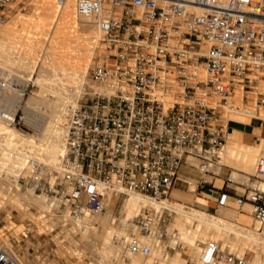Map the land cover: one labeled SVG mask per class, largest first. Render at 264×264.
Instances as JSON below:
<instances>
[{
    "label": "built area",
    "instance_id": "1",
    "mask_svg": "<svg viewBox=\"0 0 264 264\" xmlns=\"http://www.w3.org/2000/svg\"><path fill=\"white\" fill-rule=\"evenodd\" d=\"M33 1L0 0V26ZM75 3L99 34L103 61L90 66L85 93L70 111L60 173L51 181L33 160L27 183L66 206L73 217L102 213L108 191L119 199L140 194L163 201L183 165L196 167L205 186V176L217 175L224 166L221 152L236 90L250 93L264 80V0ZM109 87L111 92L105 90ZM256 103L264 108V92ZM0 113L9 123L20 122L17 112ZM242 176L225 180L242 194L224 189L217 203L228 206L233 198L240 207L249 204L264 228V156L257 159L254 174ZM172 213L171 208L161 213L149 208L137 216L127 236L128 250L149 257L152 246L142 237L163 238ZM200 263L249 261L211 241L203 246ZM0 264H19L1 237Z\"/></svg>",
    "mask_w": 264,
    "mask_h": 264
},
{
    "label": "bare ground",
    "instance_id": "2",
    "mask_svg": "<svg viewBox=\"0 0 264 264\" xmlns=\"http://www.w3.org/2000/svg\"><path fill=\"white\" fill-rule=\"evenodd\" d=\"M35 2L36 0L33 1L32 6ZM74 2V0H66L65 3L61 5L58 0H40L33 14L36 22L33 28H38L42 24H47L49 28L53 29L52 31L50 30V36L46 39L47 43L45 45L36 44L34 49H32V45H29V42L38 40V38L28 35L25 36L28 43L21 44V46L26 50L30 49L27 52L13 54V52L7 48L8 42L6 36L16 30V25L18 23L23 24L24 28L29 27L30 19L28 17V19L19 17L13 18L11 24L8 21L10 26L0 27V55H3L7 59L11 57L15 58L12 60L14 65L3 63V65L8 68V73H3L1 77L2 82L0 84V102L4 103L3 109L8 112L16 113L17 109L21 106L22 95L25 88L15 84V82H24L25 78L30 77L37 66L40 68V72L36 81L38 82L40 78H43V81H41L42 91L48 92L49 96L57 97V101L52 107L51 112L53 124L47 134L45 132L46 137L44 140L40 142L10 127L12 123L4 120L0 113V199L3 197V194H9L14 190L15 195H11L14 203L34 204L43 208L46 202L44 196H36L30 192L21 193L19 191L18 180L20 179L21 172L30 161L35 160L60 173V161L64 154L66 132L62 125L66 121L68 122L72 107L85 93L86 86L84 85L83 90V88H81L82 86L79 84L82 83L84 79L86 84L85 77L88 75L87 67L89 69L90 65L96 61L94 59L90 62V59H92L95 49L100 44L99 34L94 24L89 18L82 17L78 14L76 3L74 5ZM14 16L16 15L12 17ZM94 32H96L97 35ZM17 59L18 61L20 60V62H32L30 71L20 74L22 71H20V66L16 64L18 62H16ZM260 83L258 86L264 90V80L260 81ZM102 88L103 87H101V89ZM105 90L108 92L112 91L110 87ZM258 93L259 92L256 94ZM172 97L173 93L170 98ZM239 99L242 100L241 95H239ZM48 100V96L43 99L30 97L27 101V106H29V108L39 107L47 104ZM229 111L234 114L237 113L264 120V113H259L257 109L252 107L246 108L241 106L230 109ZM26 113H28L27 115L29 116L27 108ZM238 153L245 158L247 169L253 170L254 162L257 157L264 156V140H261L258 145L251 143L242 145L228 140L221 152L220 163L227 164L230 159ZM234 176L237 175L235 174ZM108 193L111 194L108 195ZM129 196V199L122 206V210L126 214L123 216V220L127 221L131 216H137L141 211H145L148 208H153L157 212L163 211L165 208L175 209L179 214L180 222L198 221L201 223V230L207 233L209 232V234L210 231H225L235 234L238 239H243L250 245L253 256L249 264H264V233L239 226L223 218L184 205H178V207H176L168 200L157 202L140 194H130ZM106 199H108L106 203L109 208L108 214L109 216H113L118 196L108 191ZM245 205L250 206L249 204ZM95 220L96 219L92 217L91 214H84L72 221L73 229H67V231L71 234L80 232L82 234L81 242L86 241L85 250L97 255L100 261L110 264L105 256L106 248H115L117 251H120L122 249V243L119 238L115 239L114 231H108L107 236L103 239V243H99L98 240H101L102 237L99 235L93 237L96 232ZM202 239L206 240L207 238L202 237ZM155 240L149 242L154 249L156 246ZM11 253L18 263L22 264L18 256H16L12 250Z\"/></svg>",
    "mask_w": 264,
    "mask_h": 264
},
{
    "label": "rangeland",
    "instance_id": "3",
    "mask_svg": "<svg viewBox=\"0 0 264 264\" xmlns=\"http://www.w3.org/2000/svg\"><path fill=\"white\" fill-rule=\"evenodd\" d=\"M75 1V0H74ZM40 0H36V2L31 5V7L14 17H11L8 21L11 24V20L13 18H25L30 19L29 27L24 28L23 24L18 23L16 25V30L11 32L7 37V48L10 49L13 54L16 53H24L28 50L22 48L21 44H27L28 40L25 36H33L37 37L38 40H34L29 42V45H32V49H34L36 44L45 45L47 43L46 39L50 36V30L53 28H49L48 25L42 24L38 28H33L35 26V18L33 17L34 12ZM75 5V2H74ZM36 7V8H35ZM26 15V16H25ZM23 16V17H22ZM76 16L78 17L77 13ZM28 17V18H27ZM32 19V20H31ZM2 24L0 27L10 26L9 22ZM5 25V26H4ZM41 27V28H40ZM96 34V32H94ZM97 35V34H96ZM43 39V40H41ZM104 48L100 43L98 47L94 51V56L92 55V60H96L95 62L103 61ZM14 57L7 59L3 55H0V84L2 82L1 77L3 73H8V68L3 65V63H7L8 65H14L12 60ZM18 59L16 60V62ZM94 62V63H95ZM20 66V71L24 74L30 71V67L32 62L20 60L16 63ZM91 66V65H90ZM2 67V69H1ZM90 69V67H89ZM89 69L87 67L86 75V84L89 78ZM40 68L37 66L30 77L25 78L24 82H15V84L19 86H23L25 88L24 93L22 95L21 106L17 109L18 116L20 117V122L17 124H12L10 127L17 129L19 132L30 136L35 141H42L46 137L47 132L51 129L52 126V107L57 101V97L49 96L48 92L42 91V82L43 78H40L37 82V78L39 76ZM36 81V82H35ZM35 82V83H34ZM41 82V83H40ZM24 83V84H23ZM262 83V82H261ZM260 83V84H261ZM85 79L80 83L84 90ZM238 90V91H237ZM236 90V95L233 97V101L236 107H252L257 109L259 113H264V108L261 106H257L256 98L257 92H264L259 86L250 93L244 92L243 89L238 88ZM240 90V92H239ZM238 94V95H237ZM47 95L49 97L48 103L41 105L39 107L32 108L27 106V101L30 97H35L38 99H43L44 96ZM239 95L242 96V100L239 99ZM82 97V96H81ZM80 97V99H81ZM247 103V104H245ZM4 107V103L0 102V110ZM256 107V108H255ZM26 108L29 111V116L26 113ZM233 113V112H232ZM231 112L227 114V119L229 121V130L230 133L233 125V118L236 116H240L239 114H232ZM243 117V116H241ZM252 122L259 126L256 128V135H249L245 140L251 142L255 145H258L260 142V137L262 136V129L264 128V120L256 117H252ZM49 123V124H48ZM5 124V123H4ZM51 124V125H50ZM67 121L62 125L66 130ZM7 125V124H6ZM50 125V126H49ZM46 132V134H45ZM228 133V136H229ZM244 135H247L244 133ZM224 152V151H223ZM223 154V153H222ZM260 156L257 157V159ZM256 161L254 162L253 170H245L243 168H239L234 164H226L230 165L233 168V172L237 169H240V173H246L247 175H251L255 173ZM30 161L26 167L21 172L20 179L18 180V189L21 193H33L36 196H44L46 199L45 206L40 208L34 204H16L12 201V196L15 195L14 190H12L9 194H3V197L0 199V237L4 241V246L7 247L10 251L18 256L22 264H108L100 261L97 255H94L90 251H86V241L81 242L82 234L80 232H74L73 234L69 233L67 229H73L72 221H74L77 217H73L70 215L68 208L60 204L55 198H50V196H46L41 194L40 192L35 191L32 186L27 183V178L32 172ZM43 165V164H42ZM45 172L49 173V178L53 181L57 175L58 171L55 169H50L49 167L43 165ZM206 179L210 180L212 177L210 175L205 176ZM237 180H242L243 176L235 178ZM193 181V180H192ZM196 183V181H194ZM196 183V190H197ZM191 187V184H190ZM189 187V192H183L185 194L191 193ZM203 187L200 185V191ZM175 190V189H174ZM173 190V191H174ZM171 192V195L173 193ZM111 193H108L110 195ZM118 196V195H117ZM130 196H125L119 199L114 210L113 216H109L107 212H109V208L107 209V204L105 201V210L97 215H91L95 220L96 232L93 237H97L99 235L101 240H98L99 243H103V239L107 236L108 231H114L115 239L119 238L122 243V249L117 251L115 248L106 247L105 256L110 264H116L115 261H119L123 263L124 256L128 253H131L127 247V236L130 232L133 224L136 223L137 216H131L127 221L123 220V216L126 214L122 210V205L126 203ZM171 197V196H170ZM168 199V198H167ZM158 202V201H157ZM183 204L193 206L192 201H180ZM174 206L178 207L179 204L173 203ZM236 206V205H235ZM194 207V206H193ZM44 209V210H43ZM149 209V208H148ZM154 210L153 208H151ZM201 209V208H200ZM244 211H247L250 216L249 220L253 223V227H249V229L256 230L259 233H264V228L262 225L257 222L254 217L251 215V208L248 205L243 206ZM147 210V209H146ZM175 210V209H174ZM229 207L227 206H215L212 210H203L209 213L220 216L221 211H228ZM176 211V210H175ZM47 212V213H45ZM160 212V211H158ZM168 222L167 225L164 226V236L160 238V242L165 245L164 254L162 257H155L156 255V246L158 244V237L154 236H143V237H153L156 240L155 249L152 248V252L149 257H144L142 254L138 253L142 260L150 259L149 264H182V263H174L178 256L182 255L186 261L184 264H199V257L201 256V252L203 246L208 244L211 241L219 243L223 248L234 252L240 256H247L248 261L252 259L253 252L251 251L250 245L247 244L243 239H238L235 234L227 233L225 231H210L204 232L201 230V223L198 221L188 222L187 221V231L181 230L179 225H175V220L178 222L179 214L176 213L168 214ZM222 217V216H221ZM225 218V217H223ZM228 220L237 222L231 218H225ZM105 220V221H104ZM198 230V231H197ZM203 234V235H202ZM213 236H212V235ZM207 238L203 240L202 237ZM215 236V237H214ZM142 237V238H143ZM80 240V241H79ZM143 242L147 243L142 239ZM149 244V243H148ZM125 252L124 256L122 254ZM122 256V257H121ZM127 256V255H126ZM129 257V256H128ZM130 258V257H129ZM112 261V262H110ZM201 264V263H200Z\"/></svg>",
    "mask_w": 264,
    "mask_h": 264
},
{
    "label": "crops",
    "instance_id": "4",
    "mask_svg": "<svg viewBox=\"0 0 264 264\" xmlns=\"http://www.w3.org/2000/svg\"><path fill=\"white\" fill-rule=\"evenodd\" d=\"M232 114H234V113H232ZM239 115L240 116H236L233 118V125L234 126L232 128H230L231 131L229 133L228 140L236 142L238 144H242V145L246 144V143H251V142L246 141L245 138L249 137V135H256L255 129L258 128L259 126L255 125L252 122V117L244 116L241 114H239ZM241 116H243V117H241ZM263 132H264V128L262 129V136L260 137V141L264 140V133ZM244 133L247 135H244ZM238 135H239V137H238ZM251 144H253V143H251ZM229 163L234 164L239 168H243L245 170H248L247 166H246L245 158L239 153L236 154L235 156H233L232 159H230V161L228 162V164ZM233 168L234 167H232L230 165H226V164H224V166L218 167V170H217L218 174L215 176L210 175L212 177V179H210V180L205 178L208 182L205 184V186H203V189L200 191V181L202 180V177H203L202 174L194 166L183 165L179 170L178 179L175 181V185L173 188V190L174 189L175 190L174 191L172 190L173 193H172V195H170L171 197H169L168 199H164V200H168L172 203H178L179 205H184L186 207L194 208L196 210H199V211H202V212H205V213H208L210 215H214V216H217L220 218H223V217L231 218V219L237 221V222H233V221H231V222H233L239 226L245 227V228L253 227V223L249 220L250 214L247 211H244V209H242L243 206L240 207V206L236 205L235 202L233 201V198H232V200H230V203L228 204L229 210L226 212L221 211V213L219 214L220 216L209 213L207 211H203L204 209L205 210H212L215 208V206H219L217 203V200H218V197L220 196L221 192L224 191V189L226 191L230 192L231 194H242V190L239 186H237L235 184H227V185L225 184L226 177L228 175H232ZM239 171H240V169H237L233 172V176L235 174L237 175V176H234L235 178L242 176V174ZM194 181H196V183H198L197 190H196V183ZM190 184H191V187H190ZM189 187H190L191 193H189V194L183 193V192H186V193L189 192ZM181 200L182 201H192L193 200V206L194 207L183 204L182 202H180ZM105 201L107 203L108 199H106ZM107 209H108V207H107ZM145 211H141L139 214H144ZM155 212H157V211H155ZM161 212H163V211H160L157 213H161ZM107 214H108V212H107ZM251 215H252V213H251ZM225 218H223V219H225ZM225 220H227V219H225ZM228 221H230V220H228ZM174 224L176 226L179 225L181 230L187 231V229H186V227L188 226L187 222H180V220H178V222H177L175 220ZM142 239H144V241H146L147 243L155 240V238H153V237H143ZM157 239L159 242L156 246L155 257H162V255L164 254L165 245L160 242L161 240L159 237ZM124 254H125V252L122 254V256H124ZM126 255L124 256L123 263H120L119 261H115V263L116 264H149V262H150V259L142 260V258H140L141 255H139L138 253L137 254H129V255L127 253ZM173 261H174V263L178 262V263L184 264L186 259L182 255H180Z\"/></svg>",
    "mask_w": 264,
    "mask_h": 264
}]
</instances>
